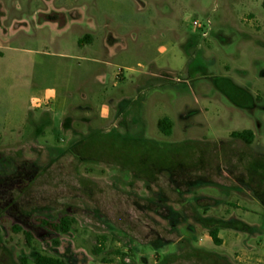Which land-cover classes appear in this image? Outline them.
Here are the masks:
<instances>
[{"label":"rangeland","instance_id":"374dc122","mask_svg":"<svg viewBox=\"0 0 264 264\" xmlns=\"http://www.w3.org/2000/svg\"><path fill=\"white\" fill-rule=\"evenodd\" d=\"M55 156L0 264H264V0H0V177Z\"/></svg>","mask_w":264,"mask_h":264},{"label":"trees","instance_id":"16d2710c","mask_svg":"<svg viewBox=\"0 0 264 264\" xmlns=\"http://www.w3.org/2000/svg\"><path fill=\"white\" fill-rule=\"evenodd\" d=\"M84 39L91 40L92 38L91 36L87 35L84 37ZM157 125L161 133H163L164 135L170 136L172 134L173 123L168 117L159 119ZM231 136L235 139L243 140L247 144H252L255 138V134L252 130L233 131L231 133ZM75 145L76 144H72L65 151H61L56 148H52V149L60 151V154L72 153L74 156ZM56 158H58V156L52 157L51 158L52 160L44 168L39 164H37L36 162L24 161L23 164L17 165L16 169L12 173L0 177V195H2V197H0V209L6 213L16 215L15 212L17 211V203L15 202L14 199L15 189L17 187H22L23 185H30L34 180H36L39 177V175H41L46 171L48 165L51 164V162ZM3 199L5 200L3 201ZM70 225H71L70 219H68L65 216L62 217L58 223L54 224L53 227L58 228L64 232H67L70 228ZM15 230L19 231V227L16 226ZM220 232H221V228L219 226L212 227L208 230L209 236L212 238L213 242L216 245H221L223 243V240L220 237ZM27 240L30 241L29 233H27ZM122 255L125 256V254ZM177 256H178L177 252L165 255L161 260L160 259L157 260L156 264H171L169 262L172 261V258H177ZM32 258H33V264H72L67 259L46 255L40 253L39 251H34L32 254ZM20 260L22 264H28V259L25 256H21Z\"/></svg>","mask_w":264,"mask_h":264},{"label":"built area","instance_id":"2783aa9c","mask_svg":"<svg viewBox=\"0 0 264 264\" xmlns=\"http://www.w3.org/2000/svg\"><path fill=\"white\" fill-rule=\"evenodd\" d=\"M193 27H194V29H198V28L203 27V24L201 22H199L198 20H194L193 21Z\"/></svg>","mask_w":264,"mask_h":264}]
</instances>
